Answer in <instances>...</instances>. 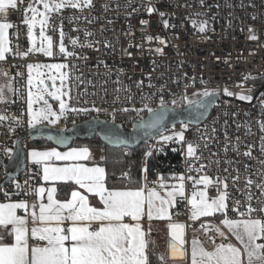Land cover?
Returning a JSON list of instances; mask_svg holds the SVG:
<instances>
[{"label": "built area", "instance_id": "1", "mask_svg": "<svg viewBox=\"0 0 264 264\" xmlns=\"http://www.w3.org/2000/svg\"><path fill=\"white\" fill-rule=\"evenodd\" d=\"M29 3V0H20L16 9L0 14V21L13 24L9 29L12 51L0 62V68L8 73L13 88L18 90L16 94L11 92L9 102L4 103L3 112L9 119L0 122V180L5 177V165L10 160L3 150L14 151L20 137H23L21 146L25 150L29 147L27 66L61 62L68 65L65 82L71 89L70 105L90 111L70 112L67 118L62 117L55 126H50L52 128L66 129L89 120H104L131 131L141 117L149 114L145 104L158 109L161 96L168 108L178 109L188 105L184 99L187 92L219 91L205 119L189 123L185 131V141L197 146L199 159L187 157L185 142H161L155 136L145 142L144 169L148 160L155 161L150 174H146V182L157 183L177 174L191 175L194 179L208 175L213 184L207 194L215 197L218 189L223 190L217 178L227 177L230 209L235 207L234 200L245 203L246 178L259 183L262 170L259 162L264 160L260 151L264 142L261 139L264 137L261 129L264 123V0H92L91 8L68 7L53 15L46 29L53 39L51 57L28 52V28L23 21ZM149 7L155 10L149 13ZM194 20L197 21L195 26ZM202 21L207 22L204 32L199 31ZM61 30L67 50L75 53L72 57L59 53ZM253 34L256 40L250 39ZM74 38L79 41L75 46L71 44ZM89 44L91 47L87 46ZM25 52L28 54L22 55ZM225 87L233 93L251 94L252 100L226 96ZM172 101H176L175 106ZM53 105L58 111V103ZM125 108L130 111H123ZM12 117H19L23 126ZM183 123L166 127L165 134L182 130ZM249 146L252 156L245 157L243 153ZM149 149L152 155L146 158L145 152ZM202 164L205 165L203 170L189 171L190 167L200 169ZM39 172L40 166L27 157L25 169L0 188V200H33L36 195L32 190L37 187ZM237 174L240 179L233 186ZM17 184L21 187L17 188ZM202 188L203 185H198L196 191ZM192 191L193 182L186 179L185 195L190 197ZM251 191L255 193L251 203L258 207V200L264 197L254 185ZM190 208L186 200L178 198L175 213L171 215L173 222L191 225L186 230L188 240L195 237L210 249L214 248L213 241L226 242L214 231L205 234L201 227L202 223L216 225L215 222L202 217L193 223L189 219ZM233 215L229 211V216ZM235 215L238 218V214ZM167 224L168 221L166 259L185 264L180 258L170 257Z\"/></svg>", "mask_w": 264, "mask_h": 264}, {"label": "snow or ice", "instance_id": "2", "mask_svg": "<svg viewBox=\"0 0 264 264\" xmlns=\"http://www.w3.org/2000/svg\"><path fill=\"white\" fill-rule=\"evenodd\" d=\"M18 3L20 0H0V14L8 9H16ZM37 4L41 5L43 10L34 6ZM68 7L91 8L93 3L92 0H33V3L28 4L27 9L31 15L25 14L23 21L27 25L28 37L33 45L28 52L35 50L44 56H53V39L45 34V30L49 27L53 15ZM147 10L151 13L155 9L149 7ZM142 23L145 22L142 21ZM192 23L195 26L197 21L194 20ZM206 23V21L200 22V32L206 30ZM37 24L40 25V46L38 48L33 38V29ZM12 27L13 24L10 22H0V61H4L6 53L12 51L8 39V30ZM86 35H91V33H86ZM64 36L61 30L59 53L72 57L75 53L67 50ZM250 39L256 40L257 37L253 34ZM78 42V38L71 39V44L74 46ZM87 46L91 47V44ZM27 54L25 52L22 55ZM67 67V64H29L27 66L26 123L30 132L38 131L41 127L55 126L62 117L67 118L70 112L90 111L87 108H76L70 105L72 97L71 89L65 82L67 74L60 71ZM41 68L49 69V73L40 71ZM52 69H55L58 75L50 74ZM34 70L35 77L33 76ZM0 75L8 77L7 72L0 71ZM57 79H59V86H57ZM46 80H50L51 85L46 83ZM6 90L13 94L18 91L13 88L11 78L4 85H0V103L9 102L5 95ZM223 92L224 95L236 96L241 101L252 100L251 94L233 93L227 87L223 89ZM195 94L200 99L193 101L184 97L187 104L195 105L199 110H206L215 103L214 98L219 96V91L204 89ZM47 97L58 102V111L54 110ZM172 104L175 106L176 101H172ZM34 105L37 106L34 107ZM144 107L151 114L147 122L143 120V117L138 122L140 127L146 130L145 135L153 133L159 137L161 142L174 140L185 142L187 157L199 159L196 156L197 146L185 141V131L189 128V123H183L180 131L165 134L167 129L164 127V121L169 108L163 96L160 97L158 109H153L147 104ZM95 110L99 111V109ZM131 110L137 111L136 109ZM123 111L128 112L130 109L125 108ZM199 115L202 116L203 111H200ZM7 119H9L7 116L0 115V122ZM12 119L18 125L23 126L19 117H12ZM261 129L264 130V123L261 124ZM56 139L57 143H65L67 138L57 137ZM261 139L264 141V137ZM114 142L127 145L130 141L120 140L117 137ZM16 143H22L20 138H17ZM3 151L9 159L13 158V149L5 148ZM260 151L264 154V142L261 143ZM27 155L33 164L43 166L44 181H72L79 188L98 196L103 207L91 206L88 197L78 190L71 192L69 200L61 202L54 199L56 187L47 189V203L42 202L46 192L44 187L32 190L39 197L41 201L39 204L35 201L29 204L24 200L0 203V264H152L150 259L152 250L149 245L154 242L148 239L151 225L149 224L147 232L144 230L142 220L145 217L149 222L168 221L167 228L170 236L168 246L172 259L180 258L185 261V264H264V243H257L258 240H264V200H258V207H254L251 203L255 198V193L251 191L253 185L260 190V196L264 197V160L259 162L262 166L259 183L247 177L245 183L247 200L244 204L240 200H234L235 207L230 209L228 184L225 182L227 177L224 180L217 178V183L223 184V190L218 189L215 197H209L207 194L208 187L213 184V179L208 175H201L199 179H194L191 175L176 177L175 179L179 181L178 185L173 186L167 191L166 196H163L155 188L148 189L146 184L136 189H110L106 186L104 167H87L80 163L57 167L48 163L52 160H87L91 153L86 147L71 148L66 152H60L54 148L47 151L33 149ZM151 155V149L145 152L146 158ZM243 155L252 156L251 146ZM204 168L205 165L202 164L200 169L190 167L189 171H200ZM245 170L248 171L247 165ZM144 171L146 181L147 167ZM227 171L225 169V172ZM122 175L131 179L128 173ZM186 179L193 182L190 197L185 195ZM239 179V174H237L233 178V186ZM198 185H203L199 192L196 191ZM16 187L21 186L17 184ZM160 187L166 186L161 183ZM178 198L186 200L191 205L189 219L193 223L200 221L202 217L216 218L217 214H220L223 229L234 236L240 246L223 242L216 244L213 241L214 248L209 251L197 238L193 237L189 241L186 230L191 225L173 222L169 211L175 206ZM18 210H23L24 215H19ZM229 211L234 214L232 217L229 216ZM235 214H238V218ZM126 218H130V222H125ZM65 222H69L66 228L62 226ZM221 225L202 223L201 227L205 234L208 231H214L222 239H227L226 232L222 230ZM7 237H11L13 242H6ZM32 239L38 243L31 244ZM159 261L165 264L164 256H159Z\"/></svg>", "mask_w": 264, "mask_h": 264}, {"label": "water", "instance_id": "3", "mask_svg": "<svg viewBox=\"0 0 264 264\" xmlns=\"http://www.w3.org/2000/svg\"><path fill=\"white\" fill-rule=\"evenodd\" d=\"M214 99L216 101L217 97ZM212 105L213 104H211L206 110H199L195 105H186L178 109L169 108L164 121V127L166 128L168 126H174L183 122L193 124L200 123L205 119ZM200 111H203L202 116L199 115ZM150 118L151 114L149 113L143 118V120L147 122ZM138 122L136 123L138 126L135 127V125L131 131H124L119 125L111 122L104 120H89L72 125L66 129L52 128L50 126L41 127L38 131H29L27 137L28 141L35 139H45L52 143L53 146L64 149L71 146L74 139H92L95 136H98L104 143L112 147L134 149L142 143H145L146 141L155 137L153 133L145 135L146 130L141 128ZM57 137L67 138L66 142L57 143ZM117 137L120 140H128L130 142L127 145L116 143L114 140ZM22 139L23 137H20V140ZM12 157L13 158L10 159L5 165V177L0 180V188L25 169L27 154L25 148L21 146L20 143H16Z\"/></svg>", "mask_w": 264, "mask_h": 264}, {"label": "trees", "instance_id": "4", "mask_svg": "<svg viewBox=\"0 0 264 264\" xmlns=\"http://www.w3.org/2000/svg\"><path fill=\"white\" fill-rule=\"evenodd\" d=\"M4 107V104H3ZM71 145H79L87 148H103V157L97 159L96 163L102 165L106 170V186L112 188H138L142 185L145 172L143 165V154L145 151L146 143H142L134 149L125 151V148L112 147L104 143L100 137L95 136L92 139H74ZM29 146L44 148L53 146L52 143L45 139H35L29 141ZM151 158L148 160L147 173L150 174L153 165L155 164ZM123 173H128L131 179L123 176ZM39 182V178L37 179ZM70 186L69 184H59L58 187L61 191ZM64 191V190H63ZM66 193V192H64ZM59 197H66V194H58ZM219 215L216 216L218 218ZM216 218H203L205 220H216ZM150 241L154 244H150L149 247L152 250L150 259L152 264H160L159 256H164L165 251L164 239L161 232L150 233Z\"/></svg>", "mask_w": 264, "mask_h": 264}, {"label": "crops", "instance_id": "5", "mask_svg": "<svg viewBox=\"0 0 264 264\" xmlns=\"http://www.w3.org/2000/svg\"><path fill=\"white\" fill-rule=\"evenodd\" d=\"M0 22H5V21H0ZM8 39H9V30H8ZM7 55V53H6ZM1 62V61H0ZM0 71H1V68H0ZM7 94H8V98L10 97V94L11 92L10 91H7ZM4 103H1V110H0V115H4V107L2 106ZM56 149L57 151H60V152H66V151H69L71 148H84V146H79V145H71L67 148H64V149H61V148H57L55 146H51V147H44V148H40V149H35L37 151H47V150H51V149ZM87 148V147H86ZM90 150V153H91V149L88 148ZM91 156V155H90ZM31 160V159H30ZM97 161V158H88L87 160H80V161H56V160H52V161H49L48 163H50L51 165L53 166H57V167H63L67 164H70V163H80V164H83L87 167H93V166H100V167H103L102 165L96 163ZM40 166V172H39V175H38V178H39V182L37 184V187L36 188H39V187H44L46 189V192H45V196H44V199L42 202L44 203H47V189L51 188V187H56L57 191H56V194L54 195V199H58L60 200L61 202H64V201H67L71 198V192L73 190H78L81 192V194L83 195H86L88 197V200H89V204L91 206H94V207H98V208H102L103 205L102 203L100 202V199L98 196H95L94 194L92 193H88L85 189H81L79 188L78 185H76L74 182L72 181H68V182H64V181H44L43 180V172H42V165H39ZM145 177V176H144ZM59 184H69L70 186L68 187H65L62 191L61 189H59L58 185ZM145 184L147 185V188L148 189H151V188H155L157 192H159L161 195L163 196H166L167 194V191H169L168 188H161V187H158V186H154L152 185V183H148L145 181V179L143 180V183L140 187H143L145 186ZM139 188V187H138ZM117 189H125V188H117ZM131 189H136V188H131ZM66 192V193H64ZM59 193L61 194H66V197H59ZM20 200H0V203L2 202H19ZM26 201V200H24ZM36 202L37 204H39L41 201L39 199L38 196H35V198L31 201H27L29 204L33 203V202ZM158 203V201H157ZM175 207V206H174ZM174 207H172L169 211L172 214H174ZM38 211V209H37ZM18 214L19 215H24V211L23 210H18ZM221 219L222 217L219 215L218 218H216L215 220V223L217 221L221 222ZM125 222H130V218H126V221ZM166 223H167V220H153L151 222H149L147 220V218L145 217L143 220H142V224H143V227H144V230L147 232L148 231V227H149V224L151 225V231L150 233H153V232H161L162 236H163V239L165 240V226H166ZM31 227V224L29 225ZM63 227H68L69 226V222H65L64 225H62ZM10 227V226H9ZM222 230H224L226 232V236H227V239H226V244L227 243H232L236 246H240L239 245V242L235 239L234 236H232L230 233H227V230L226 229H223V226H222ZM193 237H189V241H191ZM148 239L150 240V234L148 235ZM6 242H13L12 241V238L11 237H7L6 238ZM30 243L31 244H36L38 243V241H36L35 239H32L30 240ZM202 243V242H201ZM257 243H259V240L257 241ZM203 244V243H202ZM203 246L205 247L206 250H213V249H210L208 248L206 245L203 244ZM163 254H165V251L163 252ZM166 257V256H165ZM166 259V258H165ZM175 264H182L180 262H175Z\"/></svg>", "mask_w": 264, "mask_h": 264}, {"label": "rangeland", "instance_id": "6", "mask_svg": "<svg viewBox=\"0 0 264 264\" xmlns=\"http://www.w3.org/2000/svg\"><path fill=\"white\" fill-rule=\"evenodd\" d=\"M29 2L33 3V0H29ZM34 6L39 7L41 10H43L41 5L37 4V5H34ZM25 14H27L29 16L31 15V13L28 12L27 7L25 9ZM45 34L49 35L46 30H45ZM39 37H40V25L37 24L36 27L33 29V38L36 40V47L37 48L40 46V38ZM31 47H33L32 41L28 37V48H31ZM33 52L37 53V51H35V50H33ZM38 53H40V52H38ZM37 64L45 65V64H63V63H61V62H41V63H37ZM40 71L45 72V73H49V69H47V68H41ZM60 71L66 73V69L65 68L61 69ZM50 74L58 75V73H57V71L55 69H52ZM33 76L35 77V70L33 71ZM8 80H9V77H5L3 75H0V85H4ZM35 82L36 81L34 80V83ZM46 83H48V84L50 83L49 85H51V81L50 80H46ZM57 86H59V79H57ZM198 92H201V91H190V92H187L186 97L188 99H190V100H193V101L199 100L200 97L195 94V93H198ZM5 95L8 96L7 90L5 91ZM47 98L49 99V102L52 105L54 104V102H56V101H53L50 97H47ZM0 106H1V103H0ZM36 106L37 105H34V107H36ZM53 107H54V105H53ZM0 110H1V107H0ZM54 110H57V109L54 107ZM135 125H134L135 127L138 126V124H135ZM33 149H40V148L29 146L28 149L26 150V154H28V152L33 150ZM90 149H91L90 158L100 159V158L103 157V154H104L103 148L95 147V148H90ZM27 157H28V155H27ZM179 176H181V175L177 174V175H174L173 177H171L170 179L169 178L161 179L157 183L153 182L152 185L160 187V184L163 183L166 186L165 188H168L169 190H171L173 186L178 185L179 181L177 179H175V178L179 177ZM161 178H164V177H161ZM189 216H190V214H189ZM212 221L215 222V220H212ZM216 225H221V222L217 221ZM221 227H222V225H221ZM164 245H165V241H164ZM165 264H175V262H172V261H169V260L165 259Z\"/></svg>", "mask_w": 264, "mask_h": 264}]
</instances>
